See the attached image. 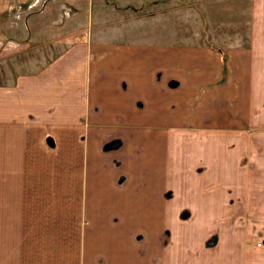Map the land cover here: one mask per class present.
Here are the masks:
<instances>
[{
  "label": "crops",
  "instance_id": "1",
  "mask_svg": "<svg viewBox=\"0 0 264 264\" xmlns=\"http://www.w3.org/2000/svg\"><path fill=\"white\" fill-rule=\"evenodd\" d=\"M111 1L113 9L103 0H48L56 11L70 2L88 8L89 27L36 70L0 84V264H121L122 251L137 256L131 223L141 207L154 217L153 202L183 200L181 185L225 197L239 183L264 185V12L252 9L245 34L214 40L170 34L153 12L127 14L150 0ZM40 17L21 20L35 25L29 39L59 24L38 27ZM184 154L200 173L182 183L174 176ZM139 156L150 175L138 173ZM42 170L51 180L64 170L66 225L75 229L26 220L58 218V183L40 182ZM170 210L163 205L157 216ZM11 211H24L15 215L27 229H10ZM155 239L163 243L161 229ZM169 260L162 251L161 264Z\"/></svg>",
  "mask_w": 264,
  "mask_h": 264
},
{
  "label": "rangeland",
  "instance_id": "2",
  "mask_svg": "<svg viewBox=\"0 0 264 264\" xmlns=\"http://www.w3.org/2000/svg\"><path fill=\"white\" fill-rule=\"evenodd\" d=\"M20 1L22 0H10L8 10L0 9V84L10 83L19 73L36 70L58 54L66 44L81 35L85 27H89L86 16L89 12L88 8L80 10L79 6L77 8L70 2L68 3L70 6L56 11L48 8L50 5L48 0H26V2L23 0V5L19 4ZM55 1L59 3L63 0ZM79 1L86 3V0ZM103 3L105 4L102 6L103 9H105L104 6L109 9L116 7L115 2L111 0H103ZM252 9L264 12V0H150L139 8H135V11H128L127 14L153 12L164 21L170 34L191 36L205 34L204 36L208 39L213 36L214 40H223L227 35L246 33ZM36 13L41 15L40 18H36L38 27H40L39 24L51 20L55 23L59 22L50 33L46 30L40 35V40L37 39L39 36L28 38L35 26H32L31 20L27 19L26 25L21 22L25 15L32 17ZM7 17L9 24L5 22L2 24L1 19ZM108 19L111 21L110 17ZM23 29L26 32H23ZM46 140L51 145V139ZM109 147H111L109 150H116L119 145H109ZM140 150L139 146L138 151ZM161 150L163 147L156 146L153 151L155 173L162 165ZM184 155L179 163L181 170L178 171V176H174V179H180L182 183L188 179L196 180L197 173H200V170H195L198 169V165L193 157L189 154ZM138 161V173L149 174L150 170L147 169L146 172L141 170L147 161L140 156ZM173 167L175 168V165ZM47 172L49 170L36 171V177L40 182L49 180ZM23 177H33V175ZM144 177L153 179L152 176ZM51 181L54 187V183H58L54 190L57 198L55 202V209H58L56 210L57 220L45 217L41 219L42 223H38L37 218L27 217L26 220L31 221L30 225L38 224L41 228L37 229H50L48 225L51 221L54 223L57 221V229H75V226L68 228L66 225L64 170L58 171L56 179ZM239 181L240 179H234L235 183ZM254 182L256 179H251V183ZM178 189L186 193L181 196L183 200L168 201L166 204L164 201L153 202L150 214L153 213L154 217L145 215V206L138 210V218L133 219L131 223L132 229H137V256L134 255L132 248L128 251L129 255L126 251H122L117 261L121 264H161L163 251L165 257L170 258L169 264H182L185 260L186 264H264V185L260 187L251 184L246 187L239 183L232 186L233 196L226 197L218 192L216 194V190H213L211 186L203 188L206 190L202 193H193L195 188L182 185ZM178 189L175 188V190ZM247 189L251 192L250 201L243 199L246 197ZM164 195L169 198L171 192L167 189ZM142 204V202L139 203V205ZM163 205L170 207L169 217L157 216ZM17 213H24V211L10 212V229H27L22 226L23 223L18 222L15 215ZM158 229L162 231L163 243L155 239Z\"/></svg>",
  "mask_w": 264,
  "mask_h": 264
}]
</instances>
